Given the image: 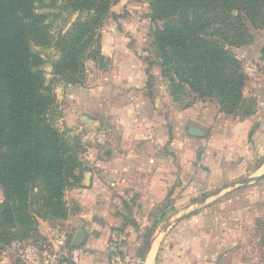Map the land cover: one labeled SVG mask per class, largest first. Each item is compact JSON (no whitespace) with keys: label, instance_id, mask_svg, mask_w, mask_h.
<instances>
[{"label":"crops","instance_id":"0c3cea01","mask_svg":"<svg viewBox=\"0 0 264 264\" xmlns=\"http://www.w3.org/2000/svg\"><path fill=\"white\" fill-rule=\"evenodd\" d=\"M238 57L246 67L242 96L252 104L245 117L151 98L145 68L133 60L123 78L110 73L87 94L71 87L67 100L88 130L94 125L93 144L81 159V184L70 189L77 209L39 220L40 238L56 227L65 232L74 251L68 264H264V54ZM123 91L129 95L117 97ZM102 120L128 130L106 145L110 134L95 127ZM79 231L84 242L76 247ZM8 246H0V264H18Z\"/></svg>","mask_w":264,"mask_h":264},{"label":"trees","instance_id":"16d2710c","mask_svg":"<svg viewBox=\"0 0 264 264\" xmlns=\"http://www.w3.org/2000/svg\"><path fill=\"white\" fill-rule=\"evenodd\" d=\"M109 1H74V9L94 14L60 37L64 49L54 73L65 81H79V49ZM149 1L152 21L162 22L153 39L163 75L200 98L216 97L227 115H250L252 104L242 96L246 77L233 49L264 28V0ZM38 7L44 9L45 0H0V246L40 238V219H65V190L70 182L79 185L83 172L79 146H71L48 118L55 97L33 48L48 46L51 38L47 14ZM36 201L43 215L31 210Z\"/></svg>","mask_w":264,"mask_h":264},{"label":"rangeland","instance_id":"374dc122","mask_svg":"<svg viewBox=\"0 0 264 264\" xmlns=\"http://www.w3.org/2000/svg\"><path fill=\"white\" fill-rule=\"evenodd\" d=\"M74 1L45 0V8L40 10L38 7L39 12L47 14L45 23L48 24L51 43L46 47L36 46L33 50L38 52L44 60L43 71L45 85L55 97L54 104L48 112V118L71 146H76V148L79 146L78 157L82 166L83 162L81 159H84V156L88 155L86 154L88 152V144H93L94 138H92V131H94V125L91 126V130H88L87 124L89 125V123L76 118L77 114L70 104L71 102L67 100L66 92L71 87L75 90L76 88L81 89L84 94H87L91 92L88 89H93L99 85L98 83L106 81L110 73L116 72L120 78H123V72L126 70L129 71L128 64L134 61L145 68V71H143V80L147 76L146 84L151 87L148 89V96L151 98L169 97L177 108L183 110L195 102L199 104L208 103L220 108L218 103L219 99L216 97L200 98L186 86L173 84L169 81V77L163 75L153 39L155 29L160 27L162 22L152 21L149 0H110L107 13L101 16L98 23L99 26L93 35H90V40H86L88 42L83 44L84 49H79V73L74 74L75 76H79V81L77 83L67 82L60 75L55 74L54 66L59 61L63 52L62 50L64 49L62 42H60V37L70 32L73 24L78 20L85 19L88 12L94 14L93 11H78L74 9V5L76 4ZM96 26L94 25L93 28ZM252 36L253 40L251 42L237 49H233L234 54L241 63L244 75H246V67L244 68V59L238 57L240 50H250L255 52V56L258 57L264 45V28L252 30ZM112 48L119 49V54L115 56L105 55L104 49L108 50ZM115 64H118V66ZM249 65L254 66L255 64L250 62ZM125 92L129 95L128 91H123L117 94V97L119 95L123 97ZM84 94L81 93V95ZM78 96L79 94L74 97L78 98ZM70 100L73 101L72 98ZM107 112H110V110L107 109ZM125 124L126 122L102 120L101 127H95L98 130L104 129L107 131L106 134H110L105 139V144L108 145L110 144L109 141H113V137L119 138L120 133L125 134L128 130ZM84 171H87V168H84ZM82 180L83 175L81 174ZM75 186L77 184L70 182L64 193L66 206L71 212H75L77 209L76 203H74L70 196V189ZM31 210L41 215L44 214V208L40 201L34 202Z\"/></svg>","mask_w":264,"mask_h":264},{"label":"built area","instance_id":"2783aa9c","mask_svg":"<svg viewBox=\"0 0 264 264\" xmlns=\"http://www.w3.org/2000/svg\"><path fill=\"white\" fill-rule=\"evenodd\" d=\"M8 248L17 258L18 264H68L74 253L69 248L67 235L59 227L47 239L15 241Z\"/></svg>","mask_w":264,"mask_h":264},{"label":"water","instance_id":"95a60500","mask_svg":"<svg viewBox=\"0 0 264 264\" xmlns=\"http://www.w3.org/2000/svg\"><path fill=\"white\" fill-rule=\"evenodd\" d=\"M261 53L264 54V45L261 48ZM189 133L194 136L203 135V132H201L197 127H191L189 129ZM87 180L89 181V177L87 178ZM83 242H84V233L82 231H79L74 238L73 245L76 247H80L83 244Z\"/></svg>","mask_w":264,"mask_h":264}]
</instances>
